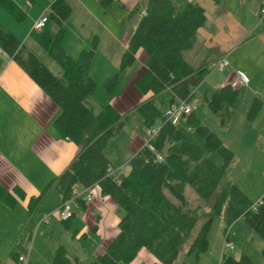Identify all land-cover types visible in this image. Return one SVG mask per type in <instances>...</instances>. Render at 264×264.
<instances>
[{
  "label": "trees",
  "instance_id": "obj_1",
  "mask_svg": "<svg viewBox=\"0 0 264 264\" xmlns=\"http://www.w3.org/2000/svg\"><path fill=\"white\" fill-rule=\"evenodd\" d=\"M114 2L101 0L105 8ZM0 6L18 22L26 18V12L14 0H0ZM71 14L72 7L66 0H53L48 16L55 24L56 32L53 36L43 35L38 44L60 65L58 75L52 73L37 53L14 33L0 29V69L3 56L15 61L59 108L54 126L62 139L73 141L81 148L70 168L43 194L32 198L29 210H35L52 187L65 201L72 197L75 186L91 189L98 186L103 196L116 203L120 222L118 235L91 264H132L144 249L154 255L157 264H175L194 229L203 222L185 255L195 257L199 262L209 252V235L217 216L225 225L223 235L229 226L242 219L264 240V196L263 204L252 210L254 202L242 188L225 180L235 154L193 110L183 116L178 125H173L167 122L165 111L154 99L139 104L124 115L110 103L122 77L130 81L139 74L137 55L144 50L148 59L135 83L138 92L156 96L171 91L169 107L182 101L190 104L211 70L207 67L195 69L184 58V53L194 47L199 29L207 22L206 10L188 2L179 6L175 0H149L137 5L130 15L135 26L119 72L104 82L108 103L102 106H95L93 100L97 90V83L91 76L94 51H83L75 59L62 47L65 23ZM238 97V90L226 86L207 99V106L219 118L221 127L228 126ZM261 107L262 102L257 99L249 116L254 117ZM135 117L143 120L148 132L157 126L160 131L150 146L145 145L130 160L129 173L122 174L107 158L105 150L111 139ZM183 120L189 129L201 136L203 149L181 129ZM206 153H218L223 164L216 165ZM110 167L117 170L112 176L108 175ZM188 185L211 203L209 213L202 214L201 209L190 206L186 196ZM23 196L20 190L12 192L0 186V203L10 209H14ZM78 205L85 208L86 202L78 200ZM70 221L62 223L68 225ZM262 256L264 258V248ZM71 263L68 250L60 246L52 264ZM220 263L255 264L246 254L237 259L226 252ZM180 264L189 263L183 261Z\"/></svg>",
  "mask_w": 264,
  "mask_h": 264
},
{
  "label": "crops",
  "instance_id": "obj_2",
  "mask_svg": "<svg viewBox=\"0 0 264 264\" xmlns=\"http://www.w3.org/2000/svg\"><path fill=\"white\" fill-rule=\"evenodd\" d=\"M14 1L24 11L26 8H32L28 14L30 21L35 23L37 19L49 12L53 0ZM66 1L72 7V14L76 8L80 22L79 25L72 23L71 14L65 23L66 34L62 47L75 59L79 58L83 51H94L91 76L97 83V90L93 95V100L95 106H102L108 102V97L100 90V85L104 84L110 75H107L109 77L105 79L100 77L97 79L94 66L98 60L105 61L109 57H123L135 26L134 19H130L131 12L137 5L147 3L149 0H115L107 8L101 4V0ZM250 1L238 0L239 6L244 8ZM175 2L179 6L186 2L199 4L205 10L207 6L214 7L215 11H223L226 15L221 18L222 20L218 19L213 22L207 15V22L199 29L194 47L187 51L194 53L195 49H198L196 63L193 65L189 58L186 60L195 69L204 67L211 69L203 84L213 78L216 72L212 70V67L217 61L223 57H227L230 61V67L224 72H219L220 75L214 79L212 92L204 96L206 104L207 99L216 90L231 86L238 72L244 73L249 78L248 85L232 87L239 91V97L228 126L222 127L221 138L234 152L236 162H241L239 152L245 143L246 147L243 149L248 150L244 154L246 171L254 173L259 170L264 171V17L262 19L259 17L263 0H258L250 17L244 19L236 18L233 14L236 10L229 4L219 7L220 3L214 5L209 0H175ZM50 22L49 19L45 26L47 29L37 35H34L37 31L34 30V25H31L28 31L29 36L26 31L24 33L22 31L23 34L18 33L17 36L23 44L31 48L32 45L39 44L43 35L53 36L55 34L56 26L54 23L50 25ZM116 51L119 52L115 53ZM142 51H139L137 57L143 54ZM3 60L4 63L0 69V186L12 192L20 190L24 196L19 198V203L14 209L0 203V264H16L19 256L24 255L19 253L18 248L23 250L28 246L26 242L22 244V238H26L29 234L25 232L31 222L36 220L34 238L37 239L40 227L46 225L40 224L42 215L54 212L62 204L63 199L52 187L33 211L29 210L30 201L43 194L56 178L70 168L79 156L81 148L73 141L62 139L55 128L54 120L60 112L53 101L15 61L6 56H3ZM106 70L108 72V69L104 72ZM113 72L114 67H111V71L109 70L107 74ZM138 77L139 75L130 81L122 78L110 102L123 115L132 112L143 102L150 99L155 100V95L152 93L142 95L138 92L135 86ZM244 98L245 109L240 111L239 100ZM257 99L262 102V107L254 117H251L249 116L251 108ZM192 110L194 112L193 107ZM128 125L126 124L123 130L111 139L105 150L107 158L119 170L118 172L128 167L126 174L130 171L128 165L130 160L146 145L149 133L141 119L138 131L136 128H131L132 132L128 136V142L123 146L125 148L122 152L123 161L112 159L109 155V148ZM249 131L258 132V142L255 147L245 141ZM231 175L229 180L235 183ZM75 188L80 192L85 191V188L79 185ZM242 190L253 202L264 196V184L257 189L258 191ZM91 193L94 200L86 203L85 208H79L68 225L59 221L57 217L51 220L52 226H50L51 222L47 224L52 227L49 234H55V230L61 234L57 236L56 249H53V253L44 259V263L39 262L40 258L37 257L32 263L31 256V264H52L60 246L66 247L72 262L71 253L75 252L80 258L87 251L82 244L83 239L88 242L92 241L96 245L91 252L90 264L105 251L119 233L120 216L116 203L110 197L103 196L98 186L92 188ZM30 218L32 220L29 222ZM61 224L65 225V230L59 227ZM94 227H96L95 231L92 230ZM92 234L98 238L94 239L91 237ZM62 235L66 237L65 240ZM31 245L33 249V244ZM132 264H157V260L151 253L142 250Z\"/></svg>",
  "mask_w": 264,
  "mask_h": 264
},
{
  "label": "rangeland",
  "instance_id": "obj_3",
  "mask_svg": "<svg viewBox=\"0 0 264 264\" xmlns=\"http://www.w3.org/2000/svg\"><path fill=\"white\" fill-rule=\"evenodd\" d=\"M209 2H213L214 5L219 4V7H222L224 5H231V7L235 8L236 12L233 14L235 15L236 18H249L252 11L256 7L258 0H251L250 3L244 7L241 8L239 6L238 0H209ZM234 4V5H233ZM221 5V6H220ZM38 8V7H37ZM32 10L31 7L26 8V18L20 22L16 21L7 11H5L1 6H0V29L7 30L9 32L14 33L16 36L18 33H23L26 31H30V26L34 25L29 19V12ZM206 12L208 15V18L210 21H216V20H222L223 16L225 15L223 11H215L214 7H208L206 8ZM6 16V17H5ZM226 17V15H225ZM70 21L76 25H79L80 22V16L79 13L76 11V8L72 14V17ZM52 25L53 22H50ZM47 28L42 29L41 31H35L34 35L39 34L40 32L45 31ZM22 33V34H23ZM87 33V31H85ZM21 34V35H22ZM30 33H27V36H29ZM86 35V34H85ZM18 37V36H17ZM31 49L37 53L41 61L48 67V69L54 73L55 75L60 74L61 72V67L60 65L52 59L46 51L41 48L38 44L32 45ZM194 53H184V58L185 60L189 58L193 65L196 63V54L198 52V49H195ZM119 51H116L117 53ZM143 54L139 55L137 57V61L139 64V74L140 75L144 70H145V63L148 59V56L146 52L143 50ZM119 54V53H118ZM116 55V54H114ZM121 59L122 58H107V60H98L97 63L94 66V73L95 77L98 79L99 77L102 79H105V77H109L107 75H110V77H113L119 72L120 64H121ZM111 67H114V72L111 74L109 73V70L111 71ZM213 68V67H212ZM105 69H108V72H104ZM216 72L211 79V81L207 82L206 84H203L200 86L197 91L195 97L192 99L190 102L191 108L193 107L194 112L197 117H199L202 122L211 128L217 135L220 137L223 135L222 133V127L220 126V120L219 118L208 108L206 101L204 99V96L207 93L212 92V88L214 87V79L216 76L220 75L219 71ZM106 73V74H105ZM97 75V76H96ZM109 77V78H110ZM124 80H126L124 77H122ZM135 78V77H134ZM108 78H106L107 80ZM206 80V79H205ZM100 90L103 91L106 95V89L104 88V84L100 85ZM209 91V92H208ZM172 97V92L171 91H166L162 94L156 95L155 96V101L157 106L163 110L166 111L169 108V102ZM244 99L239 100V109L240 111L244 110ZM108 103V102H107ZM106 103V104H107ZM104 104V105H106ZM139 117H135L130 123H128V127L123 133L115 139V141L111 144L109 148V155L111 156L112 159L123 161V151L125 148L123 147L127 142H128V136H130L132 129L131 128H136L137 131L139 129V122H140ZM243 120V119H242ZM242 123V122H240ZM181 129L186 133L187 137L198 147L203 149V139L201 136L194 130H191L187 127V124L185 120L182 121L181 123ZM258 132L256 131H249L248 136L246 137V142L250 143L252 147L257 146L258 142ZM242 147H246L245 143L242 145ZM241 148L240 153V159L241 162H236L234 161L231 165V168L228 170V176L226 177L225 180L229 179V176L233 178L235 183L237 185L245 190H257L259 189L260 186L264 184V171L259 170L256 173L254 172H248L245 170V164H244V154L247 152V149ZM206 155L218 166L223 164V159L218 153H206ZM238 156V157H239ZM128 172V167L124 168L120 173L126 174ZM258 191V190H257ZM186 196L187 199L190 203V206L193 208H199L201 209V213L207 214L211 211V203H208L206 200L202 199L200 196H198L194 189L192 188L191 185H188L186 188ZM261 199V198H260ZM259 199V200H260ZM171 200L176 202L173 197H171ZM257 202V201H256ZM32 218L28 219L30 222ZM77 220V219H76ZM36 220L32 221L30 226L26 229V233H29L26 238H22V244L25 242L27 243V248H24L21 250V248H18L19 253H23L24 255L29 254V247L31 244H33V251L30 254V257L32 259V263H34L36 257L40 258L37 259L39 262L44 263V259L47 258L49 255H51L53 252L52 250L56 249L57 245V236L61 235L60 233L56 231L55 234H49V230L52 227H49V225H42L40 228V231L38 233L37 239L34 238V231L36 229L35 226ZM203 222H199L197 227L194 229L191 238L187 242L185 248L183 249L179 259L175 264H180L183 261H186L189 264H221V258H222V251L226 252L228 254L233 255L235 258L239 259L243 254L248 255L255 264H264V258L262 256V251L264 248V240L257 235L246 223L244 220H238L236 223L233 224V242L235 244V248L233 250L225 249L223 248V233H224V222L220 216H217L215 218L211 233L209 235V241H210V249L209 252L201 257V260L198 262L195 257H186V253L188 252V249L190 247V244L196 237L197 233L199 232ZM52 222L50 226H52ZM59 227L62 230H65V225L61 224ZM64 233V232H63ZM65 234V233H64ZM95 235L92 234L91 237L94 239H97L98 236L94 237ZM63 240L65 238L62 235ZM223 239V241H222ZM59 242V241H58ZM82 244L84 245V248L87 249L85 254L79 258L75 254V252L71 253L73 259L72 263L73 264H90L92 261L91 257V252H93L92 249L96 248V245L94 242L90 241L88 242L86 239L82 240ZM85 251V250H84ZM144 252H149L147 250H143ZM150 253V252H149ZM152 254V253H151ZM19 255V254H18ZM153 255V254H152ZM154 256V255H153ZM78 260V261H77Z\"/></svg>",
  "mask_w": 264,
  "mask_h": 264
},
{
  "label": "built area",
  "instance_id": "obj_4",
  "mask_svg": "<svg viewBox=\"0 0 264 264\" xmlns=\"http://www.w3.org/2000/svg\"><path fill=\"white\" fill-rule=\"evenodd\" d=\"M259 17L262 19L264 17V0L259 12ZM49 21L48 13H45L43 16H41L39 19H37L34 23V30L41 31L45 28L46 24ZM0 53H2V50L0 49ZM230 67V61L227 57L221 58L219 61H217L212 70H216L219 72H224ZM249 78L242 72H238L235 76V80L231 83V86L233 88H236L241 85H248ZM192 112V108L190 104L187 101H182L178 104H174L173 106H170L165 111V116L167 122L172 123L173 125H178L183 116L188 115ZM160 131V126H157L156 128L152 129L148 133V139L146 141V145L150 146L151 141L158 136ZM162 159L161 157H159ZM117 172V170L113 167H110L108 169V175L112 176ZM78 200H82L86 203L92 202L94 200L93 194L91 193V188H85L84 192L78 191L76 188H74L73 195L68 200H65L62 202V204L52 213L44 214L41 217L40 224H50L53 217H57L59 221L61 222H68L70 221L74 215L76 214V211L79 209ZM263 204L262 198L258 200L257 202H254L252 205V210H257L261 205ZM233 225L229 226L225 232L224 235V245L223 248L233 250L235 248V244L233 242ZM29 254L27 255H20L18 258V262L16 264H31L30 262V253L32 250V245L29 247Z\"/></svg>",
  "mask_w": 264,
  "mask_h": 264
}]
</instances>
